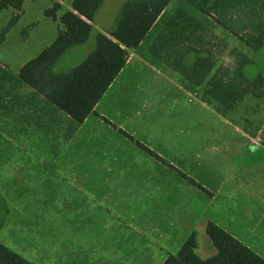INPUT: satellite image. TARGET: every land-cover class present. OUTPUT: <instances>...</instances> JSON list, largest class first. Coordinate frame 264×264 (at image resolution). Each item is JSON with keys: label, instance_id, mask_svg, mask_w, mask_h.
Returning <instances> with one entry per match:
<instances>
[{"label": "rangeland", "instance_id": "374dc122", "mask_svg": "<svg viewBox=\"0 0 264 264\" xmlns=\"http://www.w3.org/2000/svg\"><path fill=\"white\" fill-rule=\"evenodd\" d=\"M56 1L26 0L18 22L0 46V242L32 264H162L166 255H176L195 232L197 254L203 259L214 256L217 251L206 233L205 219L193 227L191 222L198 217L183 216L181 211L170 209L167 201H153L149 194L146 200L140 195L138 200L133 199L130 193L136 192L138 186H127L129 197L124 200L113 197L104 200L107 188L113 191L122 185L105 184L101 170H93L101 179L90 181V162L100 161L101 147L89 151L85 140L61 149V145L45 146L35 137V142L27 145L16 136L9 138L7 104L17 85L10 77L14 78L27 62L51 45L59 28H63L45 16V11ZM72 1L62 2L59 15L71 9ZM127 1L130 0H104L93 23L91 38L69 49L55 70L80 64L93 51L96 34L116 23ZM178 12L194 17L201 33L210 38L216 36L217 39L206 44V47L214 45L215 52V67L210 76L219 67L234 70L242 55L251 60L244 66L247 78L264 75V43L254 50L239 40L240 36L253 33L257 25L264 30V0H172L141 50L149 53L166 23ZM14 13L13 9L0 13V30ZM247 23L249 28L241 30ZM150 54L166 66L158 56ZM193 59L194 54L190 53L184 61L188 64ZM121 84L120 78L108 99H118L116 91L123 89ZM204 88L189 90L193 94L197 92L200 98ZM167 104L173 105V100L159 97L160 108ZM224 114L209 113V129L240 127L255 135L256 142L248 144L256 146L257 176L263 178L258 163H264V96L249 95L233 111ZM244 140L240 136L227 137L235 145ZM179 178L183 180L180 175Z\"/></svg>", "mask_w": 264, "mask_h": 264}, {"label": "crops", "instance_id": "0c3cea01", "mask_svg": "<svg viewBox=\"0 0 264 264\" xmlns=\"http://www.w3.org/2000/svg\"><path fill=\"white\" fill-rule=\"evenodd\" d=\"M112 26L100 32L106 33ZM198 36L208 38L205 33L191 35L186 31L181 39L201 40ZM143 45L144 42L140 47ZM140 47L129 51L125 67L96 105L95 113L80 124L30 87L16 82L7 104L9 138L16 136L27 145L33 144L35 137L45 146L61 145V149L85 140L89 151L101 147L100 161L90 162L92 172L101 170L109 186L122 185L113 191L107 188L104 200H124L129 197L127 186H138L136 192L130 193L133 199L138 200L140 195L146 200L149 194L153 201H167L170 209L181 211L183 216L198 217L191 222L193 227L203 219L207 224L212 222L264 259V177L257 176L256 146L248 144L256 142L255 135L240 127L210 130L209 113L225 114L205 93L209 77L202 85L191 84L150 54L157 56L158 50L152 48L145 53ZM190 53L195 56V52ZM120 78L123 89L116 91L118 99H108ZM201 86L205 88L200 98L189 90ZM159 97L172 99L173 105L160 108ZM237 136L245 139L242 144L227 141V137ZM258 165L264 174V163ZM178 170L204 189L178 179ZM92 172L90 181L98 182L101 178Z\"/></svg>", "mask_w": 264, "mask_h": 264}, {"label": "trees", "instance_id": "16d2710c", "mask_svg": "<svg viewBox=\"0 0 264 264\" xmlns=\"http://www.w3.org/2000/svg\"><path fill=\"white\" fill-rule=\"evenodd\" d=\"M25 1L0 0V13L7 9L15 11L8 24L0 30V46L5 42L8 32L18 22ZM63 1L65 0H57L45 11L46 17L63 27L59 28L54 42L27 62L19 73L10 79L30 87L74 123L80 124L95 113L96 105L125 67L129 51L136 50L142 45L161 20L172 0L125 2L116 23L106 33L96 34L93 51L77 66L58 72L55 68L66 52L91 38L94 32L93 23L104 2V0H73L71 9L59 15ZM199 8L204 11L203 5ZM197 23L194 17L185 13L178 12L174 15L153 42V50L159 51L156 55L165 65L178 72L191 84L202 85L209 77L205 93L214 99L224 112L233 111L248 95L262 98L264 75L254 79L245 76L244 66L251 63L250 58L245 55H242L241 61L234 70L219 67L210 76L215 67V52L214 45L210 44L206 47V44L217 39L216 36L204 40L200 36L198 37L201 40L181 39V34L186 31L191 35L200 32ZM262 27L257 25L252 30L253 33L250 32L245 37L240 36L239 40L254 50L260 49L264 43ZM246 28H249L248 23L243 25L241 30L244 31ZM231 32L238 35L234 31ZM193 44L200 50L195 49ZM190 52H195V56L193 62L187 64L184 59ZM119 132L130 137L122 130ZM136 143L150 155H154L143 144ZM178 174L199 190L204 189L180 170ZM206 233L217 251L214 256L203 259L197 254L196 234L192 232L180 251L176 255L170 254L162 264H264L262 257L216 224L208 223ZM0 264L32 263L0 242Z\"/></svg>", "mask_w": 264, "mask_h": 264}]
</instances>
